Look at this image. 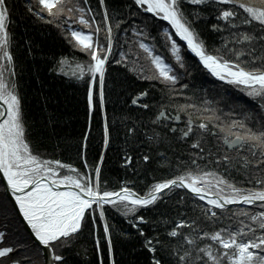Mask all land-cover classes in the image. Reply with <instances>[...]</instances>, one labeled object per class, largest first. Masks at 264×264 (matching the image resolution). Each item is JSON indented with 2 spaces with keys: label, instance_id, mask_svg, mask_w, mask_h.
Here are the masks:
<instances>
[{
  "label": "snow or ice",
  "instance_id": "obj_1",
  "mask_svg": "<svg viewBox=\"0 0 264 264\" xmlns=\"http://www.w3.org/2000/svg\"><path fill=\"white\" fill-rule=\"evenodd\" d=\"M23 9L29 19L54 26L74 50L53 71L85 84L90 113H103V149L113 131H122L131 151L124 150L121 167L169 174L139 189L135 180L109 189L102 181L104 155L93 165L83 158L82 171L39 152L17 82L15 6L0 0V179L29 230L27 240L14 239L0 223V264H38L29 250L42 253L43 264H69L65 253L86 233L98 264L105 258L120 264L115 240L132 237L110 224L109 208L136 230L148 264H264V0H132L127 15L110 0H25ZM202 24L219 36L218 45ZM113 64L162 86L158 105L147 90L130 99L145 113L155 110L148 124L129 114L113 129L107 114ZM192 67L237 89L251 105L227 112L213 107V100L190 89ZM181 121L183 127L176 126ZM177 137L187 153L172 149ZM83 139L86 148L88 136ZM140 144L148 151L138 152Z\"/></svg>",
  "mask_w": 264,
  "mask_h": 264
},
{
  "label": "trees",
  "instance_id": "obj_2",
  "mask_svg": "<svg viewBox=\"0 0 264 264\" xmlns=\"http://www.w3.org/2000/svg\"><path fill=\"white\" fill-rule=\"evenodd\" d=\"M15 6L14 19L12 21V32L15 37V57L17 62V82L19 90L24 98V110L28 125L30 126V138L32 144L41 152L45 158H57L62 162L72 163L83 171V158H87L89 165H93L101 155H104L102 167V181H106L109 189L118 188L124 180H135L137 189L149 183L153 176L157 179L169 173L164 171L147 170L141 165L137 172L121 167L124 150L131 151L129 145L124 143L123 132L119 135L113 131V140L107 150L102 146L103 113L100 111H89L87 104V90L83 82L73 77L65 76L56 68V62L63 57L73 58V49L67 44L60 32L54 27L43 25L40 22L29 19L24 14L23 5L25 0H9ZM113 8L122 10L126 15L130 10L132 0H110ZM247 2V0H245ZM95 3V0H93ZM141 18H136L139 22ZM165 26L163 21H157ZM206 25L202 24L205 36L210 42L218 45L219 36L207 31ZM162 31V29H160ZM156 32H153L155 35ZM159 47V44H158ZM163 49H161V52ZM77 60L86 59L82 54L75 53ZM190 64L195 65L196 60L188 54ZM110 76L107 78V114L113 129L119 121L129 114L134 119L140 117L144 124H148L154 118V111L145 113L142 109H136L130 104L133 95L141 90L150 92V99L157 104L163 99L161 85L154 81H144L121 65L113 64L109 69ZM190 83L200 90L204 85L210 84L209 92L215 88H222L225 93L229 90L232 97L236 96L239 101L251 105L249 98H239L237 89L214 80L206 72L196 67L191 68ZM215 91H212V93ZM211 93V94H212ZM178 102L184 100L178 98ZM171 111V109H169ZM184 117V116H183ZM186 118V117H185ZM147 130V129H145ZM88 136L87 147L83 148L84 137ZM171 147L174 151L187 153L188 145L178 142V137L172 140ZM161 150H164L161 148ZM138 152L148 151L144 144L137 146ZM168 155L171 157L172 152ZM186 158V157H185ZM157 166L152 165V169ZM183 193V190H180ZM191 200V197H189ZM0 201H7L6 211L9 222L23 233L16 234L14 239H28V233L20 223L16 212L10 205L0 182ZM161 212L172 213L170 207L162 206ZM110 224L118 231L131 235V239L120 237L115 240L117 259L120 264H148L147 253L142 249L141 242L136 236V230L132 228L127 220L107 209ZM149 217H155L157 213H147ZM12 217L14 219L12 220ZM167 219V216L161 217ZM10 227V226H9ZM162 227V226H161ZM12 229V227H10ZM145 231L152 233V227H145ZM38 264H43V257L31 253ZM69 264H98L97 253L92 236L86 233L75 248L65 253ZM105 264H108L105 258Z\"/></svg>",
  "mask_w": 264,
  "mask_h": 264
},
{
  "label": "rangeland",
  "instance_id": "obj_3",
  "mask_svg": "<svg viewBox=\"0 0 264 264\" xmlns=\"http://www.w3.org/2000/svg\"><path fill=\"white\" fill-rule=\"evenodd\" d=\"M68 76L71 77L70 75H68ZM195 88H197V87H194V85L192 83H190V89L192 91H195L197 93V96H205L206 95L209 99L214 101L213 107L221 108L225 112H227L230 108L238 107L241 104H246L242 100L239 101L240 99H238L236 96L232 97L231 96L232 94L230 93L232 91H230V90L228 93H225L222 88L213 87L212 91H215V92L212 93V91L209 92L210 84L204 85V88L200 87V90H197ZM203 90H207V91L205 92ZM192 91H189L188 95H191ZM241 97L248 98L243 93L239 94V98H241ZM181 99L183 100V98H181ZM7 204H8L7 201H5V202L0 201V223L8 224L10 227H12L11 231H13L15 233H21L23 235V233L19 231L20 229H17L14 226L10 225L8 212L6 211V206H8ZM13 219H14V217H12V220ZM31 253H33V252L31 250H29L28 255H31ZM33 259L36 260L34 256H33Z\"/></svg>",
  "mask_w": 264,
  "mask_h": 264
},
{
  "label": "water",
  "instance_id": "obj_4",
  "mask_svg": "<svg viewBox=\"0 0 264 264\" xmlns=\"http://www.w3.org/2000/svg\"><path fill=\"white\" fill-rule=\"evenodd\" d=\"M2 180V179H1ZM3 181V180H2ZM3 183H4V185H5V183H6V181H3ZM7 195H8V197H9V199L11 200V202H12V198H11V193H10V191L9 192H7ZM12 204H13V206H14V203L12 202ZM17 211V213H18V210H16ZM21 220H22V218H20ZM22 222L24 223V221L22 220ZM28 232H29V230H28Z\"/></svg>",
  "mask_w": 264,
  "mask_h": 264
},
{
  "label": "bare ground",
  "instance_id": "obj_5",
  "mask_svg": "<svg viewBox=\"0 0 264 264\" xmlns=\"http://www.w3.org/2000/svg\"><path fill=\"white\" fill-rule=\"evenodd\" d=\"M181 99V98H180ZM182 100V99H181ZM136 108V107H135ZM136 109H138V108H136ZM176 126H178V127H183V123H182V121L181 122H176Z\"/></svg>",
  "mask_w": 264,
  "mask_h": 264
}]
</instances>
